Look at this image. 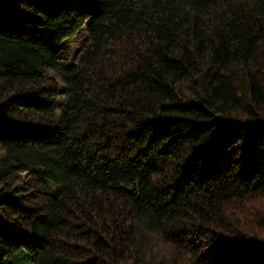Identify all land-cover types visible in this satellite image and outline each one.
I'll use <instances>...</instances> for the list:
<instances>
[{"label": "trees", "instance_id": "16d2710c", "mask_svg": "<svg viewBox=\"0 0 264 264\" xmlns=\"http://www.w3.org/2000/svg\"><path fill=\"white\" fill-rule=\"evenodd\" d=\"M20 252L264 264V0H0V264Z\"/></svg>", "mask_w": 264, "mask_h": 264}, {"label": "rangeland", "instance_id": "374dc122", "mask_svg": "<svg viewBox=\"0 0 264 264\" xmlns=\"http://www.w3.org/2000/svg\"><path fill=\"white\" fill-rule=\"evenodd\" d=\"M86 35V27L80 28L74 35H71L69 38L65 39L62 44V49H60L58 53V57L61 58V61L74 63L78 61L79 55L76 53L84 43ZM59 82H61L60 76H55ZM62 94H59L58 99L61 100ZM60 105H58V109ZM10 236L16 240H20L22 237V233L18 231H10ZM27 254L25 252H20L15 256L16 264H30Z\"/></svg>", "mask_w": 264, "mask_h": 264}]
</instances>
